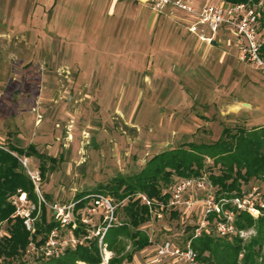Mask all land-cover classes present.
<instances>
[{
	"label": "rangeland",
	"instance_id": "374dc122",
	"mask_svg": "<svg viewBox=\"0 0 264 264\" xmlns=\"http://www.w3.org/2000/svg\"><path fill=\"white\" fill-rule=\"evenodd\" d=\"M185 18L176 11L155 14L135 0H0V144L33 145L62 157L42 179L36 156H17L26 158V166L20 163L27 175L38 171L48 204H68L79 192L133 174L163 150L212 143L224 127L264 126V71L240 60L234 34L219 30L214 42L203 43L188 32ZM212 164L207 158L202 172L219 173ZM239 185L257 187L256 198L264 199L262 180ZM20 193L8 201L15 208L11 217L23 221L12 203ZM27 200L24 207L36 205V222L43 203L38 207V195L37 202ZM163 215L155 224L157 239L183 241L197 222V216ZM7 227L0 222V237ZM244 230L250 233L237 235L243 247L255 225ZM154 256L150 245L126 264ZM33 259L26 262L36 264Z\"/></svg>",
	"mask_w": 264,
	"mask_h": 264
},
{
	"label": "trees",
	"instance_id": "16d2710c",
	"mask_svg": "<svg viewBox=\"0 0 264 264\" xmlns=\"http://www.w3.org/2000/svg\"><path fill=\"white\" fill-rule=\"evenodd\" d=\"M227 1L250 4H258L261 1L260 26L264 27V0ZM262 54L264 56V44ZM24 154L30 156L32 154L38 158V169L42 179L46 171L53 172L62 162L61 156L38 152L33 145L21 148L13 144H9L8 147L0 144V222L5 220L8 223L7 232L0 237V264H28L26 261L31 258H34L36 264L41 261L39 264L51 262L76 264L77 261L97 264L100 255L96 239L90 240L87 245L80 244L75 248H69L58 258L41 260L33 253H26L31 240L29 232L21 218L11 217L15 208L8 201L9 196L25 192L30 201L37 202L34 184L17 157ZM207 158L211 159L213 166L219 167V173L208 171L207 174L217 196H230L240 192L239 184L242 180L264 182V126L250 129L239 127L234 131L224 127L219 137L212 143L187 142L163 150L152 155L139 171L126 176H115L100 189L92 192L82 191L74 196V200L81 199L76 207L86 202L83 199L86 194L95 192L109 193L116 201L126 199L120 206L123 224L108 229L104 236L108 250L113 252L109 264H121L124 260L131 262L135 252H141L151 245L140 228L148 221L149 210L136 194L142 193L150 199L166 201L172 185L178 179L195 177L203 173ZM41 191L45 201L49 200V194ZM50 212L48 215L45 205L42 204L41 215L35 222L36 233L32 238L36 244L43 242L47 234L58 226L51 210ZM170 212L171 216L179 214L178 211ZM210 219L212 220V216ZM234 224L239 229L255 225V235L245 247L241 245V239L237 236L228 238L216 235L211 222L196 237H193L196 224L188 226L187 229L190 230L183 241L191 240L196 258L203 264H238L237 258L242 249L246 251L244 264H262L257 263V258L264 262V255L260 253L264 243V216L254 219L249 213L241 212L236 216ZM127 241L130 242L131 250H126Z\"/></svg>",
	"mask_w": 264,
	"mask_h": 264
},
{
	"label": "built area",
	"instance_id": "2783aa9c",
	"mask_svg": "<svg viewBox=\"0 0 264 264\" xmlns=\"http://www.w3.org/2000/svg\"><path fill=\"white\" fill-rule=\"evenodd\" d=\"M135 1L148 6L155 14L176 11L186 15L188 32L203 43L214 42L219 30L231 32L235 36L234 45L240 60L264 71L262 54L264 27L260 26L262 14L259 9L261 1L258 4L231 3L227 0ZM20 161L26 166V158ZM27 173L38 195V207L40 203L48 205L58 226L47 234L43 242L36 244L32 238L36 233L34 222L38 216L31 215L36 205L31 203V210L24 207L28 205L25 192L12 199V203L16 206L15 214L23 218L26 230L32 233L26 253H33L41 259L58 258L67 249L88 244L90 239H96L100 255L97 264H109L113 252L108 250L104 236L108 229L123 224L120 206L126 199L116 201L109 193L95 192L83 197L86 202L82 206L76 207L81 199L72 200L68 204H48L36 182L39 180L38 171L28 170ZM258 195V188L254 186L250 190H241L234 195L217 196L213 184L205 173L178 179L172 185L166 201L150 199L145 194L137 193L140 202L149 210V219L140 228L155 249V256L141 264L156 263L163 259H172L180 264H203L196 258L190 239L177 241L170 237L156 238L155 224L164 219V212L178 211L186 220L196 215L197 222L193 237L200 235L209 222L212 223L213 230L218 236L243 237L250 231L237 228L234 224L235 218L241 212H247L255 218L264 215V199L256 198ZM126 262L124 260L121 264Z\"/></svg>",
	"mask_w": 264,
	"mask_h": 264
},
{
	"label": "water",
	"instance_id": "95a60500",
	"mask_svg": "<svg viewBox=\"0 0 264 264\" xmlns=\"http://www.w3.org/2000/svg\"><path fill=\"white\" fill-rule=\"evenodd\" d=\"M244 105L248 106L249 104L248 103H244Z\"/></svg>",
	"mask_w": 264,
	"mask_h": 264
}]
</instances>
